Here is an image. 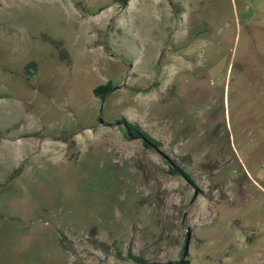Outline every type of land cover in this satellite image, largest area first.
<instances>
[{
	"label": "rangeland",
	"instance_id": "rangeland-1",
	"mask_svg": "<svg viewBox=\"0 0 264 264\" xmlns=\"http://www.w3.org/2000/svg\"><path fill=\"white\" fill-rule=\"evenodd\" d=\"M261 225L264 0H0V264H264Z\"/></svg>",
	"mask_w": 264,
	"mask_h": 264
},
{
	"label": "trees",
	"instance_id": "trees-1",
	"mask_svg": "<svg viewBox=\"0 0 264 264\" xmlns=\"http://www.w3.org/2000/svg\"><path fill=\"white\" fill-rule=\"evenodd\" d=\"M116 3L122 2L124 5L128 6V3H130V0H113ZM31 66L34 65V63L30 64ZM29 65V66H30ZM112 82H108L106 85L98 86L94 89V95L98 98H101L102 100H106L107 97L114 91ZM122 122L126 125L127 128V134L129 138L133 139H139L142 138L144 141V145L147 149L153 150L160 146V142H158L156 139H154L152 136H150L147 133L142 132V129L135 124L128 123L126 120H122ZM169 173L172 175H183L188 180L193 181L190 174L186 173L183 168L179 167L178 164L172 163L169 169ZM186 256L184 255V252L181 254L180 260H169L164 264H194L192 263L191 259H185ZM127 259L137 263V264H155L154 262L149 261V259L145 258L144 256H139L137 254H134L132 251L128 252Z\"/></svg>",
	"mask_w": 264,
	"mask_h": 264
},
{
	"label": "crops",
	"instance_id": "crops-1",
	"mask_svg": "<svg viewBox=\"0 0 264 264\" xmlns=\"http://www.w3.org/2000/svg\"><path fill=\"white\" fill-rule=\"evenodd\" d=\"M130 2H131V0H130ZM128 6H129V3H128ZM248 213H249V211H248ZM238 222L240 223V224H242V222L238 219ZM243 225V224H242ZM260 225V224H259ZM258 225V226H259ZM245 226H248V225H245ZM251 226V225H250ZM257 226V227H258ZM264 232V225H261L258 229H256V228H254V230H253V232H251L252 234H256V235H259L260 233H263ZM248 247H250V244L248 243L247 244V248ZM258 249H254V251H257Z\"/></svg>",
	"mask_w": 264,
	"mask_h": 264
},
{
	"label": "water",
	"instance_id": "water-1",
	"mask_svg": "<svg viewBox=\"0 0 264 264\" xmlns=\"http://www.w3.org/2000/svg\"><path fill=\"white\" fill-rule=\"evenodd\" d=\"M100 122H103L102 119H100ZM191 241V234L190 232L188 233V242L186 243V246H185V251H184V255L186 256V253H187V250H188V247H189V242Z\"/></svg>",
	"mask_w": 264,
	"mask_h": 264
},
{
	"label": "built area",
	"instance_id": "built-area-1",
	"mask_svg": "<svg viewBox=\"0 0 264 264\" xmlns=\"http://www.w3.org/2000/svg\"><path fill=\"white\" fill-rule=\"evenodd\" d=\"M252 6H253V5H251V4H249V3H247V4L245 5L244 11H246V12H249V11H251V9H252Z\"/></svg>",
	"mask_w": 264,
	"mask_h": 264
}]
</instances>
